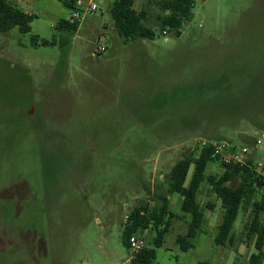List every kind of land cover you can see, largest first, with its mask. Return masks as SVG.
<instances>
[{
	"label": "rangeland",
	"instance_id": "rangeland-1",
	"mask_svg": "<svg viewBox=\"0 0 264 264\" xmlns=\"http://www.w3.org/2000/svg\"><path fill=\"white\" fill-rule=\"evenodd\" d=\"M113 1L94 0L100 10L71 34L56 28L69 14L60 0H19L30 31L0 32V264H131L126 217L154 205L178 159L216 138L260 140L250 155L264 162V0H193L179 37L159 26L158 0H135L154 36L126 44ZM221 172L210 164L206 174ZM198 202L194 247L180 251L185 226H172L154 263L249 264L250 211L238 214L233 245L217 246L223 209L207 182ZM139 236L152 247L154 231Z\"/></svg>",
	"mask_w": 264,
	"mask_h": 264
},
{
	"label": "trees",
	"instance_id": "trees-1",
	"mask_svg": "<svg viewBox=\"0 0 264 264\" xmlns=\"http://www.w3.org/2000/svg\"><path fill=\"white\" fill-rule=\"evenodd\" d=\"M71 11L75 0H60ZM135 0H114L110 7L114 27L122 37L123 42L129 43L137 39H152L154 33L146 23L147 12L143 9H134ZM160 13L157 16L161 28L174 29L177 37L181 35V28L191 16L193 0H158ZM33 15L19 9L11 0H0V32H6L17 27L21 33L30 31L29 23ZM79 21L62 18L57 22L56 28L61 32L73 34ZM32 44H37L36 36L31 37ZM47 45L48 42H41ZM262 126V125H261ZM219 140L220 139H216ZM213 149L209 144L201 146L192 156H183L170 168L165 191L153 192L155 202L152 207L149 202L132 208L126 217L121 232L123 245L128 248V238L132 234L141 235L144 231H154L151 245L143 248L136 254L131 264H155V249L163 244L165 234L171 228L175 216L170 210V198L177 195L180 200L179 209L183 217L188 216L186 231L178 234L175 243L179 250L187 252L194 246V241L200 232L204 214L198 202L200 188L204 182L220 201L223 216L218 225V232L214 238L217 246H232L234 234L232 229L241 211H250L245 224V239L248 243L253 240L254 252L249 255V264H264V188L263 183L254 171L253 157L250 155L245 164L223 163L213 157ZM210 164H218L222 172L206 174ZM192 169L187 181L190 168ZM236 184L232 186V183ZM212 208V205H206ZM181 217L178 216V219ZM196 264H209L200 261Z\"/></svg>",
	"mask_w": 264,
	"mask_h": 264
},
{
	"label": "built area",
	"instance_id": "built-area-1",
	"mask_svg": "<svg viewBox=\"0 0 264 264\" xmlns=\"http://www.w3.org/2000/svg\"><path fill=\"white\" fill-rule=\"evenodd\" d=\"M100 9L94 0H75L74 8L69 11L68 19L81 21L85 15L94 14ZM165 34V31H163ZM105 47L98 44L96 53L104 51ZM204 144H209L213 149V157H217L223 163H239L245 164L247 158L250 156L251 150H254L260 144V140L255 141V145L251 148L237 147L226 141L208 140ZM254 171L263 183L264 188V162L254 161L252 165ZM147 246L146 241L139 235L132 234L128 238V250L130 251L132 258L138 254L143 248ZM131 258V259H132Z\"/></svg>",
	"mask_w": 264,
	"mask_h": 264
},
{
	"label": "crops",
	"instance_id": "crops-1",
	"mask_svg": "<svg viewBox=\"0 0 264 264\" xmlns=\"http://www.w3.org/2000/svg\"><path fill=\"white\" fill-rule=\"evenodd\" d=\"M12 2H18L19 0H11ZM25 13H28L27 11H24ZM28 14H30V13H28ZM172 204V206L171 207H173V208H178L179 207V205H180V200H179V198H173V196L170 198V205ZM170 205H169V210L172 212V210H171V207H170ZM183 220H185L186 218L184 217V218H182ZM174 220H179L178 221V223H174L173 221ZM181 220V218L180 219H178V217L176 218H174L173 220H172V224H171V227L173 226V227H177V225L179 224H183L184 226H185V230H184V232L186 231V228H187V224H188V222H185V221H180ZM149 238H151V237H149ZM151 241H152V239H151ZM148 244H149V242H148ZM194 247V246H193ZM192 247V248H193Z\"/></svg>",
	"mask_w": 264,
	"mask_h": 264
}]
</instances>
